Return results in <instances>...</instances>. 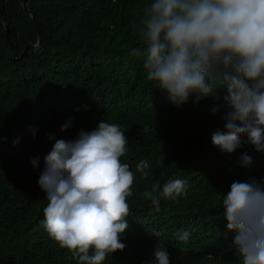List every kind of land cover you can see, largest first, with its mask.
<instances>
[{
    "label": "trees",
    "instance_id": "obj_1",
    "mask_svg": "<svg viewBox=\"0 0 264 264\" xmlns=\"http://www.w3.org/2000/svg\"><path fill=\"white\" fill-rule=\"evenodd\" d=\"M24 2L0 0V264H77L41 224L48 202L37 181L55 143L49 134L72 140L101 120L125 132L120 159L135 175L121 237L127 246L104 264H149L160 243L171 264H240L223 199L234 181L264 178V152L247 143L233 153L213 146L228 110L224 89L219 99L178 108L147 79L144 58L130 49L145 47L135 27L152 0ZM69 118L73 126L61 132ZM244 153L250 168L241 166ZM35 157L39 167L30 163ZM140 160L150 164L146 179L136 172ZM176 178L188 181L186 196L161 198L159 210L143 198L155 181ZM181 231L190 233L187 244L176 239Z\"/></svg>",
    "mask_w": 264,
    "mask_h": 264
},
{
    "label": "clouds",
    "instance_id": "obj_2",
    "mask_svg": "<svg viewBox=\"0 0 264 264\" xmlns=\"http://www.w3.org/2000/svg\"><path fill=\"white\" fill-rule=\"evenodd\" d=\"M135 30L145 47L130 49L132 55L144 58L147 79L178 108L190 99L195 104L209 96L219 99L217 90L224 89L228 110L224 130L212 134L213 146L233 153L247 143L264 152V0H152ZM218 111L211 109L214 116ZM72 126L69 118L60 131ZM48 138L55 143L37 181L48 202L41 224L77 264H104L127 246L121 237L129 228L127 198L133 196L135 175L120 159L127 151L125 132L101 120L75 139ZM19 143L16 137L13 145ZM39 161L30 159L34 167ZM240 162L250 168L253 158L244 153ZM136 172L148 178L149 161L140 160ZM188 187L186 179H169L163 186L157 180L142 196L159 210L161 198L186 196ZM223 208L240 264H264V178L234 181ZM189 237L188 231L176 235L184 244ZM153 255L149 264H171L162 243Z\"/></svg>",
    "mask_w": 264,
    "mask_h": 264
},
{
    "label": "water",
    "instance_id": "obj_3",
    "mask_svg": "<svg viewBox=\"0 0 264 264\" xmlns=\"http://www.w3.org/2000/svg\"><path fill=\"white\" fill-rule=\"evenodd\" d=\"M21 2H22V5L23 6H25V2H24V0H20ZM29 13L31 14V12L29 11ZM32 15V14H31ZM33 16V15H32ZM37 25V24H36ZM38 31H39V29H38ZM40 43H41V34H40V32H39V41H38V43L37 44H35V45H33V47L34 48H37L39 45H40Z\"/></svg>",
    "mask_w": 264,
    "mask_h": 264
}]
</instances>
